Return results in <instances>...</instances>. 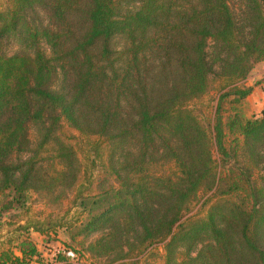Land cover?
<instances>
[{
	"label": "trees",
	"instance_id": "obj_1",
	"mask_svg": "<svg viewBox=\"0 0 264 264\" xmlns=\"http://www.w3.org/2000/svg\"><path fill=\"white\" fill-rule=\"evenodd\" d=\"M263 60L264 0H5L0 196L25 214L32 193L78 207L79 233H101L88 249L117 264L157 243L165 264H264V175L251 172L264 168V108H240ZM35 220L22 229L65 226Z\"/></svg>",
	"mask_w": 264,
	"mask_h": 264
},
{
	"label": "rangeland",
	"instance_id": "obj_2",
	"mask_svg": "<svg viewBox=\"0 0 264 264\" xmlns=\"http://www.w3.org/2000/svg\"><path fill=\"white\" fill-rule=\"evenodd\" d=\"M4 1L0 0V8ZM2 45L6 55H12L21 48L19 40L12 37L3 40ZM121 45L122 43L117 40L114 43V48L120 49ZM243 84L251 87V92L241 101L242 115L245 118L258 117L260 111L264 108V60L251 69ZM216 87L217 84H212L206 95L202 108L204 113L201 115L204 120L207 119L211 124L213 114L211 116L209 112L211 106L214 109L216 104L218 96ZM198 108H200V104H198ZM29 140L31 142L29 148H32L36 140V133L32 127L29 129ZM29 155L30 152H21L16 158L18 161H23ZM216 157L219 161L220 157L218 154H216ZM219 169L221 176H224L226 169L221 166ZM251 172L254 173L253 178L258 180L260 175H264V168L261 169L260 165L259 169H254ZM8 200L7 197L0 196V255H2L0 257H8V264H117L125 261L120 259V255L94 254L88 249L89 244L101 233L99 231L90 234L79 233L81 226L85 222L86 214L79 215L80 209L78 207L71 206L70 210L66 211L69 206L49 204L46 202L45 197L32 193L25 204V208L30 210L28 214H25L23 209L15 208L14 205L8 203ZM198 207H195L194 211L199 209ZM46 218L54 222L61 219L65 226L46 230L47 232L44 234L22 229L29 221H34L35 219L42 221L41 219L45 220ZM44 220L43 223L46 225H43V227L46 228L48 225ZM134 235V233L128 234L129 242L135 244ZM23 241L28 243L22 245ZM31 246L35 248L36 253L32 256H22L20 249L28 250ZM12 257H18V259L14 260ZM132 259L138 261V264H165L163 244H154Z\"/></svg>",
	"mask_w": 264,
	"mask_h": 264
}]
</instances>
